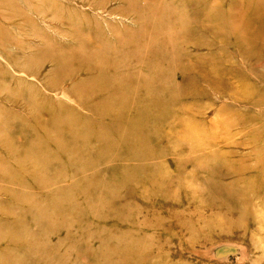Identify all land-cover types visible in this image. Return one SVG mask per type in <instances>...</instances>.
<instances>
[{
    "label": "rangeland",
    "instance_id": "374dc122",
    "mask_svg": "<svg viewBox=\"0 0 264 264\" xmlns=\"http://www.w3.org/2000/svg\"><path fill=\"white\" fill-rule=\"evenodd\" d=\"M0 264H264V0H0Z\"/></svg>",
    "mask_w": 264,
    "mask_h": 264
}]
</instances>
